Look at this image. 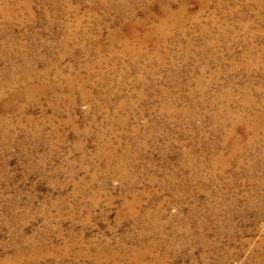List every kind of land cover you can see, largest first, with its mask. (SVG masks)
I'll return each mask as SVG.
<instances>
[{
    "label": "rangeland",
    "instance_id": "1",
    "mask_svg": "<svg viewBox=\"0 0 264 264\" xmlns=\"http://www.w3.org/2000/svg\"><path fill=\"white\" fill-rule=\"evenodd\" d=\"M0 264H264V0H0Z\"/></svg>",
    "mask_w": 264,
    "mask_h": 264
}]
</instances>
